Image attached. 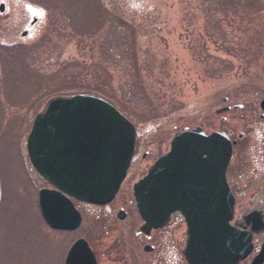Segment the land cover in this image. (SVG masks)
Here are the masks:
<instances>
[{
    "label": "rangeland",
    "instance_id": "obj_1",
    "mask_svg": "<svg viewBox=\"0 0 264 264\" xmlns=\"http://www.w3.org/2000/svg\"><path fill=\"white\" fill-rule=\"evenodd\" d=\"M0 3V264H63L77 239L97 264H184L178 220L139 236L132 185L175 133L197 127L238 142L227 174L240 199L264 182V0ZM73 95L114 106L135 129V151L112 204L74 203L79 229L56 232L38 212L37 193L49 187L26 139L50 99Z\"/></svg>",
    "mask_w": 264,
    "mask_h": 264
},
{
    "label": "water",
    "instance_id": "obj_2",
    "mask_svg": "<svg viewBox=\"0 0 264 264\" xmlns=\"http://www.w3.org/2000/svg\"><path fill=\"white\" fill-rule=\"evenodd\" d=\"M259 107L264 113V100ZM134 138L131 123L96 96L55 97L45 104L33 121L26 151L32 168L52 188L38 192L39 212L50 229L72 232L79 227L71 199L94 206L113 200L129 167ZM231 154L232 144L223 133L205 135L199 127L177 132L168 151L133 185L143 222L139 231L148 236L151 230L163 229L179 212L186 226L182 248L186 264L244 260L249 237L229 225L233 198L225 174ZM263 262L264 246L252 264ZM64 264L96 262L87 244L78 240Z\"/></svg>",
    "mask_w": 264,
    "mask_h": 264
},
{
    "label": "flooded vegetation",
    "instance_id": "obj_3",
    "mask_svg": "<svg viewBox=\"0 0 264 264\" xmlns=\"http://www.w3.org/2000/svg\"><path fill=\"white\" fill-rule=\"evenodd\" d=\"M35 25H36V23H34V24L30 23L27 25V27L25 29V31H28L27 35L29 34L30 31L33 30ZM227 100H229V98H224L222 100V102H226ZM263 100H264V98H263ZM239 107H240L239 110L243 109L242 106H239ZM258 109H259V118H260V120H262L264 122V113L261 112V110L259 108V104H258ZM242 138H243V136L240 135L238 137V140L241 141ZM237 143L238 142H236V144L233 147V152L237 146ZM149 166H146L144 172L141 174V176L138 178V180L146 173ZM227 173H228V170H227ZM227 173H226V181H227V184L229 186L230 193L234 198L233 218H232V221L230 222V224L236 230H238L240 233H243L250 238L249 254L244 261L239 262L238 264H251L252 261L254 260V258L260 253L261 248L263 246V242H264V182L260 186H258L257 188H254V190H252L251 194L248 197L245 196L244 199H240V194L230 184ZM112 202L110 204H112ZM104 207H106V206H104ZM104 207H102V208H104ZM116 216L118 219H121V221H124L125 218L127 217V214L124 210L122 211L120 209L117 212ZM175 220H178V222L182 225V227H183L182 228V230H183L182 237H184L185 236V223H184L183 217L179 213L172 214L169 224L164 229H166ZM154 232H156V231H154ZM139 236H142V235L139 233ZM150 237H151V234L145 238L150 239ZM149 247H151V246H149ZM262 264H264V263H262Z\"/></svg>",
    "mask_w": 264,
    "mask_h": 264
},
{
    "label": "trees",
    "instance_id": "obj_4",
    "mask_svg": "<svg viewBox=\"0 0 264 264\" xmlns=\"http://www.w3.org/2000/svg\"><path fill=\"white\" fill-rule=\"evenodd\" d=\"M230 1H233V0H230Z\"/></svg>",
    "mask_w": 264,
    "mask_h": 264
}]
</instances>
